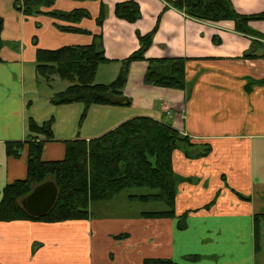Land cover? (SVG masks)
I'll list each match as a JSON object with an SVG mask.
<instances>
[{"label":"crops","instance_id":"crops-1","mask_svg":"<svg viewBox=\"0 0 264 264\" xmlns=\"http://www.w3.org/2000/svg\"><path fill=\"white\" fill-rule=\"evenodd\" d=\"M15 1L0 0V18L4 19L0 190L27 177V144L19 158L9 157L6 145L30 137L31 118L39 125L54 118L55 140L44 145V161L63 160L66 141L99 138L134 117L170 124L193 144L208 145L212 151L206 157L197 156V149L174 151V172L184 179L178 186L176 219H146L141 212L61 224L0 222V264H145L146 259L177 264H258L264 237V86L259 83L264 78V60L242 58L251 47V39L236 33L232 21L201 22L172 8L165 11L162 0H137L142 18L134 24L115 16V6L130 0H103L107 17L102 27L97 24L99 1L57 0L46 10L88 11L90 18L77 24L44 15L27 17L14 9ZM232 2L240 14L264 13V0ZM158 21L159 29L146 57L190 59L186 64V92L146 86L147 63L135 62L125 88L130 104L94 105L79 128L84 105L54 106L51 98L59 90L37 83L38 48L86 46L99 33L110 61L101 66L114 68L102 73L98 81L100 66L96 83L113 82L120 62L139 49L138 34L152 32ZM58 26L76 27L84 33L62 32ZM251 26L264 36V22H253ZM184 214H188L187 228L180 230L178 220ZM54 226L66 228L58 232L70 235L82 227L80 231L90 237V242L93 236L102 242L98 249L91 245L79 247L87 253L83 261L70 257L69 252L65 255L63 251L68 249L62 250L57 244L38 246L33 251L32 238L23 243L22 237L32 235L27 234ZM120 235L128 238L114 239Z\"/></svg>","mask_w":264,"mask_h":264},{"label":"trees","instance_id":"trees-1","mask_svg":"<svg viewBox=\"0 0 264 264\" xmlns=\"http://www.w3.org/2000/svg\"><path fill=\"white\" fill-rule=\"evenodd\" d=\"M57 0H16L14 9L27 17L48 16L61 21L77 24L90 18L88 11L75 9L69 13L46 11ZM99 1L100 13L97 24L102 27L107 9L103 0ZM165 11L170 8L185 14L195 21L219 23L232 21L235 32L251 39V47L243 55L245 60H264V36L255 32L251 24L264 22V13L243 15L236 11L232 0H162ZM115 16L134 24L142 18L137 0L118 3ZM162 17V14L159 17ZM4 19L0 18V62L3 49L2 32ZM62 32L84 33L76 27L58 26ZM159 29V21L154 30L145 36L138 34L140 47L127 59L122 60L116 79L109 84L96 83L98 69L109 63L106 57L102 34H94L93 42L86 46H66L56 50L38 48L36 50V79L52 87L58 80L69 86L58 91L51 98L54 106L83 104L79 128L85 122L90 108L94 105L130 104L125 95L130 68L135 62H146L144 76L146 86L188 90L186 64L190 59H149L146 53L154 43ZM37 45L36 42H34ZM264 86V78L259 82ZM30 137L25 142H8L6 154L19 158L27 144V177L8 184L0 190V222L32 221L47 224L89 221L93 218L91 206L94 203L109 202L123 192L133 189H147L144 195L130 194L128 198L142 203H161L166 210L144 212L146 219H176V197L178 186L184 180L176 175L173 168V153L180 148L198 150L197 156L206 157L212 149L208 145H196L189 137L170 124L150 117H134L99 138L86 141L77 139L66 141L65 158L61 161H44L43 148L47 142L55 140L54 118L39 125L32 118L28 121ZM187 148V149H186ZM53 181L58 188V198L54 208L43 217L31 216L21 204L22 199L33 189ZM241 196V195H240ZM242 199L248 198L241 196ZM208 207V206H207ZM188 214L178 220V228H187ZM258 217L256 216V219ZM258 222L256 220V227ZM258 234V231H257ZM126 235L114 237L124 240ZM145 264H177L171 260L151 259Z\"/></svg>","mask_w":264,"mask_h":264},{"label":"rangeland","instance_id":"rangeland-1","mask_svg":"<svg viewBox=\"0 0 264 264\" xmlns=\"http://www.w3.org/2000/svg\"><path fill=\"white\" fill-rule=\"evenodd\" d=\"M110 68H114V67L101 66V74L98 81H100L102 73H106L107 71H109ZM104 80H109V79L105 78ZM68 86L69 83L61 79H58L53 84V88L58 89L59 91L65 90ZM147 193H149V190L147 189H133L128 192H123L119 196L115 197L112 201L94 203L91 206V211L93 213V216L95 217L102 215L117 217L123 215H138L141 212L166 210L165 205L161 203H152V202L142 203L140 201H133L128 198V195L130 194L144 195ZM55 227H60V226H54V228ZM55 229H50V228L49 230L37 229L32 233L27 234V235L32 234L29 238L22 237V241L23 243H25L27 239L32 238V240H34L32 241L33 251L38 246L44 245L45 248H49L51 245L57 244L62 250L68 249L63 251L65 255L66 253L69 252L72 255L70 257L73 258L75 256V258L80 261L85 260L86 258L85 255H87V253L82 249H80L79 247L91 245L95 249H98L99 243L102 242L101 240H98L99 237L96 236H93V240L92 242H90L89 241L90 237L84 236L83 232L80 231L81 229H83L82 227L81 229L77 228L79 230L78 233L74 232L75 234H71V235L58 232L59 229L66 230V228H55ZM35 239H42V240L38 241ZM104 247H106L105 244ZM257 263L264 264V237L262 239L260 250L258 251L257 254Z\"/></svg>","mask_w":264,"mask_h":264},{"label":"water","instance_id":"water-1","mask_svg":"<svg viewBox=\"0 0 264 264\" xmlns=\"http://www.w3.org/2000/svg\"><path fill=\"white\" fill-rule=\"evenodd\" d=\"M58 198V188L56 184L49 180L38 186L22 199V207L33 217H43L47 215L55 206Z\"/></svg>","mask_w":264,"mask_h":264}]
</instances>
